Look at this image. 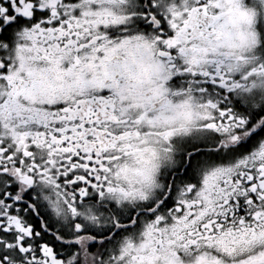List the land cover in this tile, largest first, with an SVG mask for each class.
I'll return each instance as SVG.
<instances>
[{"label": "snow or ice", "instance_id": "obj_1", "mask_svg": "<svg viewBox=\"0 0 264 264\" xmlns=\"http://www.w3.org/2000/svg\"><path fill=\"white\" fill-rule=\"evenodd\" d=\"M0 264H264V0H0Z\"/></svg>", "mask_w": 264, "mask_h": 264}]
</instances>
